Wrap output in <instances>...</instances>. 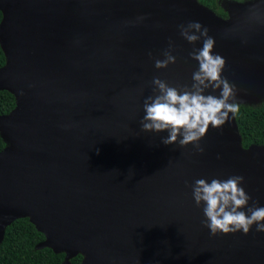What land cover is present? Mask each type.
I'll list each match as a JSON object with an SVG mask.
<instances>
[{
    "label": "water",
    "instance_id": "95a60500",
    "mask_svg": "<svg viewBox=\"0 0 264 264\" xmlns=\"http://www.w3.org/2000/svg\"><path fill=\"white\" fill-rule=\"evenodd\" d=\"M226 5L224 20L197 0H0V91L15 99L0 115V244L28 219L62 264H264V233L212 235L191 188L240 175L264 206V147L243 149L231 114L203 153L141 128L154 77L193 90L205 38L184 40L189 21L215 39L236 101H264V2ZM165 50L176 63L157 69Z\"/></svg>",
    "mask_w": 264,
    "mask_h": 264
},
{
    "label": "clouds",
    "instance_id": "9594fccd",
    "mask_svg": "<svg viewBox=\"0 0 264 264\" xmlns=\"http://www.w3.org/2000/svg\"><path fill=\"white\" fill-rule=\"evenodd\" d=\"M254 8L255 4L250 11ZM178 27L180 35L189 44H195L201 36L205 38L202 47L190 53L191 59L199 64L198 70L192 74L193 90L181 92L154 77L152 83L159 90V95L145 101L146 114L141 128L146 132L166 131L168 135L162 140L165 145L179 143L181 147H186L192 144L196 151L203 153L200 141L210 126L222 128L231 119L230 114L234 116L239 111L240 102L235 99V86L223 76L226 60L213 52L216 41L209 35V29L198 21H189ZM163 55L164 59L155 60V68L163 69L176 63L171 50H165ZM209 88L212 92L219 90V95H205V90ZM243 181V176L231 175L226 179L212 178L211 183L200 178L191 185L196 206L203 205L206 219L202 223L212 235L237 232L247 235L253 225L257 232L264 233V206H258L255 201L249 206L252 198L241 186Z\"/></svg>",
    "mask_w": 264,
    "mask_h": 264
},
{
    "label": "trees",
    "instance_id": "16d2710c",
    "mask_svg": "<svg viewBox=\"0 0 264 264\" xmlns=\"http://www.w3.org/2000/svg\"><path fill=\"white\" fill-rule=\"evenodd\" d=\"M249 1V0H248ZM210 9L219 18L227 20L226 10L218 0H197ZM2 15L0 13V21ZM5 64V57L0 48V68ZM15 108L14 97L0 91V115H7ZM236 126L241 137V147H264V101L260 105L240 104L234 115ZM6 143L0 137V151ZM44 241V236L36 231L28 219H19L7 227L0 244V264H62L64 254H54L48 248L36 249ZM82 256L71 259V264H80Z\"/></svg>",
    "mask_w": 264,
    "mask_h": 264
},
{
    "label": "rangeland",
    "instance_id": "374dc122",
    "mask_svg": "<svg viewBox=\"0 0 264 264\" xmlns=\"http://www.w3.org/2000/svg\"><path fill=\"white\" fill-rule=\"evenodd\" d=\"M232 1H234V0H221V6L224 8V9H226L227 10V2H232ZM236 3H245V2H248V0H236L235 1Z\"/></svg>",
    "mask_w": 264,
    "mask_h": 264
},
{
    "label": "flooded vegetation",
    "instance_id": "af4514ba",
    "mask_svg": "<svg viewBox=\"0 0 264 264\" xmlns=\"http://www.w3.org/2000/svg\"><path fill=\"white\" fill-rule=\"evenodd\" d=\"M234 1H236V0H234ZM220 2H221V0H218L219 5L221 6V3Z\"/></svg>",
    "mask_w": 264,
    "mask_h": 264
}]
</instances>
